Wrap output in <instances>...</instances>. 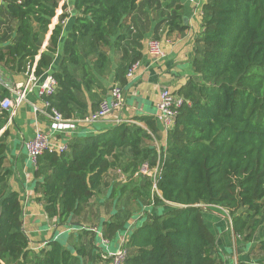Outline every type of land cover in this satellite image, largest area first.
<instances>
[{
	"label": "trees",
	"instance_id": "trees-1",
	"mask_svg": "<svg viewBox=\"0 0 264 264\" xmlns=\"http://www.w3.org/2000/svg\"><path fill=\"white\" fill-rule=\"evenodd\" d=\"M59 1L4 0L16 27L13 40L0 48V63L26 73L40 55L35 74H45L66 17L61 15L47 51L40 52ZM154 1L74 0L78 13L64 41L60 67L52 71L57 87L47 99L53 106L67 117L81 116L87 113L85 97L92 100L91 111L97 108L107 91L105 79L112 76L114 84H127V70L141 59L144 30L149 29L141 15L149 13ZM182 8L180 1L169 5L165 24L171 31L185 29ZM202 8L201 55L193 60L196 76L177 91L190 104L179 109L160 152L147 143L156 138L158 121L142 115L135 117L137 122L121 121L73 139L70 151H48L38 160L35 174L45 212L62 226L78 224L74 217L101 191L110 169L124 164L121 169L132 176L146 162L158 167V191L152 178L145 177L156 214L143 209L126 214L127 221L105 222L102 237L108 244L102 237L100 242L105 248L112 240L115 251L126 235L127 255L121 264H225L215 251L216 236L205 223L203 203L227 210L234 232L244 240L253 241L260 232L257 264H264V0H209ZM131 16V28L125 31ZM110 51L117 59L114 69ZM8 116V111L0 114V131ZM5 148L0 137V264H82L81 257L89 254L85 245L68 247L51 238L39 252L31 249L20 194L5 189L10 173L3 168ZM166 204L174 205L160 212ZM145 213L149 217L141 222ZM106 258L114 262L112 256Z\"/></svg>",
	"mask_w": 264,
	"mask_h": 264
},
{
	"label": "crops",
	"instance_id": "crops-1",
	"mask_svg": "<svg viewBox=\"0 0 264 264\" xmlns=\"http://www.w3.org/2000/svg\"><path fill=\"white\" fill-rule=\"evenodd\" d=\"M208 1L201 0L200 4H193L187 0H181L183 5L181 9L182 24L185 26L183 30L171 31L165 24V21H151L149 29L144 30V47L142 49V57L139 60V66L135 75L129 78L127 84L124 86L125 104L122 109L113 112L92 127L79 126L73 135L61 136L57 134L56 137L59 140L70 141L71 144L73 139L93 135L97 131L109 128L121 121L132 120L137 122L135 117L142 115L155 117L161 89L169 87L173 92L177 93L180 87L186 84L191 76H196L193 60L196 56L201 55L197 50L200 49L198 38L204 31L202 7ZM66 9L70 11L67 12ZM77 13L74 8V0H68L67 4L59 3L56 9V16L52 19L40 49V52L47 51L53 28L60 22L61 15L66 14V17L61 20L63 32L59 40L57 52L54 55L53 63L49 68L50 71H54L60 67L63 58L64 41L74 24ZM131 21L132 16L127 19L126 24H131ZM152 39H159L161 41L164 51L162 57H155L148 51V45ZM6 45L7 43L0 42V48ZM39 57L40 55L36 57V62ZM112 58L114 69L116 59L113 53ZM110 77L112 81V76ZM27 80V72L13 71L6 65H3V63H0L1 95L6 91L9 95L5 96H12L10 95L8 86L17 87L24 85ZM104 82L109 88H107L105 93L101 94L102 98L109 95L110 89L114 84L108 86V80H104ZM84 100L87 105L85 112H91L92 100L89 97H85ZM34 105L44 108L43 99L38 95L35 88L29 91L26 99L18 107L14 106L11 112L10 110H0V114L4 111L9 112L8 122L0 131V137H2L3 142L6 144L3 168L10 170L4 185L7 191H17L20 194V200L23 204V225L30 240V247L33 251L39 252L46 246L48 240L51 238L59 239L67 231L69 236L63 237L62 241L65 246L85 245L87 247L86 252L89 254L81 257L82 264H110L106 260L107 250L114 252V248L117 246H112L111 248L113 249L109 247L105 248L98 242V237L101 240V237L104 236L105 222L115 221L117 218H125L126 221L128 219L125 217L126 214L123 213L122 209L113 210L112 205L116 198L114 197V188L117 187L113 186L115 180H112L111 184L105 180L101 191L93 198L89 206L85 208L82 215L74 217V223H78L77 225L69 223L62 226L59 225L56 218H49L44 209V202L41 200L42 190L38 187V179L35 174L37 167L33 166L28 158L25 142L34 136L36 129L39 128L51 133L52 128L50 119L46 114L48 110H45V113L37 114L33 109ZM157 125L159 130L156 136H162L166 143L167 134L162 130L160 124L157 123ZM154 140L156 141V138ZM112 171L120 174V181L123 183L133 178L137 179L136 177L139 175L135 172L132 177L121 168H115L110 169L106 173L105 179ZM116 181H119V179ZM105 186L107 188L104 191ZM206 205L210 206L211 210L204 209L205 223L216 236L215 251L223 256L225 264H257L258 258L262 256L258 248L261 233L259 232L257 237L251 241L253 244L249 247L248 243L250 241L244 240L242 236L234 232L232 219L227 210L214 204L206 203ZM109 207L111 208L108 212L107 208ZM115 214H118V217ZM132 221H134L133 217H131L129 222ZM85 230L91 231V234L85 235Z\"/></svg>",
	"mask_w": 264,
	"mask_h": 264
},
{
	"label": "built area",
	"instance_id": "built-area-1",
	"mask_svg": "<svg viewBox=\"0 0 264 264\" xmlns=\"http://www.w3.org/2000/svg\"><path fill=\"white\" fill-rule=\"evenodd\" d=\"M193 4H200L201 0H187ZM68 0H60V4H67ZM69 12V9H66ZM148 51L155 57H162L164 51L161 41L159 39H152L148 45ZM38 56V55H37ZM139 66V61L134 63L126 73L127 78H131L135 75V72ZM36 62L28 67V80L24 85L17 87L8 86L10 95L2 96L0 94V110H10L14 106L18 107L19 104L26 99L27 93L35 88L38 95L43 99L44 108L34 105L33 109L35 113L41 114L47 111V115L50 119L52 132H46L41 129H36L32 138L25 142V148L28 154V158L33 166L38 167V160L40 156L48 151H54L57 153H64L70 151V141L59 140L56 135L70 136L75 133L79 126L92 127L113 112L123 108L125 104V88L119 83L112 85L109 95L103 97L95 110L87 112L78 117H67L55 106L51 101L47 99L55 93L57 87V81L55 80L52 71L48 69L43 76H37L35 74ZM184 104H190V100L184 98L182 95L173 92L169 87H164L159 93V100L157 102V113L155 115L156 120L160 123L162 130L168 134L175 124L176 115L179 109ZM46 108V109H45ZM132 122V120H127ZM160 152V147H157ZM158 167L151 168L149 163H144L136 174L144 173L151 177L153 180V187L158 191L156 187V180L158 176ZM103 242L107 245L108 240L103 239ZM126 235H122L119 239L118 248L116 251L108 250L107 256H112L114 262L112 264H121L127 255L125 248Z\"/></svg>",
	"mask_w": 264,
	"mask_h": 264
},
{
	"label": "rangeland",
	"instance_id": "rangeland-1",
	"mask_svg": "<svg viewBox=\"0 0 264 264\" xmlns=\"http://www.w3.org/2000/svg\"><path fill=\"white\" fill-rule=\"evenodd\" d=\"M3 1V3H2ZM181 2V0H155L154 2L149 4L148 7V11L146 15H141L142 20L144 22H146V24L151 25V21H158V20H162V22L167 20V15L169 12V5H176L178 2ZM173 9V8H172ZM34 27L37 29L38 26L37 24H34ZM131 24H126L125 22V27L124 30L128 31L131 27ZM16 27V21L11 19L7 13H6V9H5V3L4 0L0 1V42H5V43H9L13 40L14 37V30ZM111 54L113 53V51H110ZM114 55V53H113ZM116 59V58H115ZM117 61V59L115 60ZM108 80L109 84L108 86H111L113 84V82L111 81V77L105 79ZM109 88V87H107ZM103 94V93H102ZM102 98V96H101ZM158 144H157V142ZM156 141L155 140H147L148 144H152V145H156L157 147H161L162 145H165V140L163 139V137L161 136H156ZM123 160H125V157L123 158ZM125 162V161H124ZM120 168L124 169V164L119 165ZM133 177V175H132ZM145 177H148L146 174L144 173H140L136 178L137 179H131L129 181H127L126 183H123L122 181H120V174L116 173V172H111L110 175H107L106 177V181L108 183L111 184L112 180H115V183L113 186H117L114 188L115 193H114V197L115 201L113 203V210L115 209H122L124 214L130 215V214H136L139 212H142L143 209L147 210V211H151L154 214H156V212H154L156 210L155 206L152 202V189L150 190V193L148 195V186H147V179ZM119 181H116L118 180ZM139 184V185H137ZM127 185V186H126ZM137 186V187H136ZM104 191L106 190V186L104 187ZM111 198V197H110ZM174 204H166L165 207L163 209H160V212H162V210H169ZM203 209H210V206H207L206 203L203 204H199ZM111 206V207H112ZM107 208V211L111 208ZM109 212V211H108ZM146 217L142 216L141 217V222H143L145 219L147 220L149 217L148 213ZM118 214H115V216H117ZM139 215H137V220H138ZM90 235V234H89ZM69 233L67 231H65L63 233V236L59 237L60 241H63V237H68ZM98 242L100 243L101 240L98 237ZM114 241L111 240L109 248L112 249L111 247L113 246ZM249 247L252 246L253 242L248 243ZM103 247H105V245H102ZM103 264V263H102Z\"/></svg>",
	"mask_w": 264,
	"mask_h": 264
}]
</instances>
